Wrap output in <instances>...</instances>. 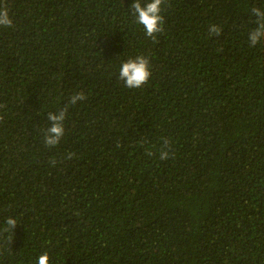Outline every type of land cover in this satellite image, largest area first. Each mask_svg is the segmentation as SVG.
<instances>
[{"label": "trees", "instance_id": "trees-1", "mask_svg": "<svg viewBox=\"0 0 264 264\" xmlns=\"http://www.w3.org/2000/svg\"><path fill=\"white\" fill-rule=\"evenodd\" d=\"M134 2L0 0V226L18 220L0 264H264V0H166L156 43ZM137 55L152 75L129 89Z\"/></svg>", "mask_w": 264, "mask_h": 264}, {"label": "clouds", "instance_id": "clouds-1", "mask_svg": "<svg viewBox=\"0 0 264 264\" xmlns=\"http://www.w3.org/2000/svg\"><path fill=\"white\" fill-rule=\"evenodd\" d=\"M166 0H148L145 4H141L140 0H135L131 5L132 14L136 18V23L143 26L147 37L151 38L154 43L157 41V34L164 31L163 23L164 16L162 15V4ZM251 15L254 17L256 27L248 34V41L252 47L264 41V8L253 7ZM0 27L13 28L14 21L9 15V10L5 4H0ZM210 36H220L222 29L216 25H211L208 29ZM150 60L143 55H137L135 58H129L123 62L119 69V79L124 82V85L129 89H137L148 83L151 77ZM87 97L83 92H77L68 98V103L65 104L57 112H49L47 119L50 122V127L45 130L44 144L47 148H55L61 142L65 135V120L68 115L69 108L77 105L78 103L86 100ZM5 105L0 104V108ZM3 117L0 116V119ZM162 146L159 151V158L167 160L170 155V141L168 138L162 137ZM149 156L153 153L149 152ZM75 153H67L64 159L72 160ZM56 160L50 161L51 166H55ZM18 224L17 218L8 216L5 218L3 225L0 226V246H9L14 229ZM36 264H50V257L47 251L43 252L36 262Z\"/></svg>", "mask_w": 264, "mask_h": 264}]
</instances>
